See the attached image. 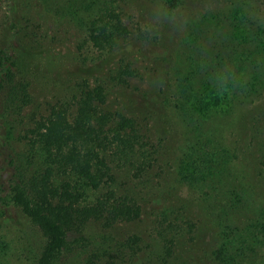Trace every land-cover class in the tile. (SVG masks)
<instances>
[{"label":"trees","instance_id":"trees-1","mask_svg":"<svg viewBox=\"0 0 264 264\" xmlns=\"http://www.w3.org/2000/svg\"><path fill=\"white\" fill-rule=\"evenodd\" d=\"M63 1L37 3L55 25L72 30L82 61L112 56L120 42L141 33V23H134L128 11L133 2ZM185 1L159 2L177 14ZM231 5L222 12L207 10L182 26L179 45L171 50L165 49L164 36L176 17L152 22L149 11L142 17L146 29L155 32L158 48L166 50L161 60L171 62L172 54L173 63L159 94L142 97L141 114L153 123L174 118L184 134L174 160L182 186L168 201L158 194L162 180L153 185L150 177L152 169H162L161 135L152 137L134 117L104 109L108 93L101 83L81 79L70 97L53 104L46 115L24 116L32 96L20 59H12L10 40L17 30L10 0H0V197L5 192L9 205L41 233L35 239L11 218L0 224V264L71 259L132 264L140 254L142 264H169L179 243H192L198 231L200 217L184 195L189 191L198 194L202 211L212 210L218 224L213 264H264V203L252 198L246 171L235 165L252 148L264 170V23L255 22L254 13L244 9L246 2L232 0ZM211 28L217 31L208 32ZM6 31L9 38L3 43ZM137 73L125 58L114 77L122 81ZM159 102L161 109H155L152 103ZM122 173L133 180L131 186L118 183ZM144 188H154L152 202L160 208L147 250L137 234L118 238L110 230L140 215L148 195Z\"/></svg>","mask_w":264,"mask_h":264},{"label":"rangeland","instance_id":"rangeland-1","mask_svg":"<svg viewBox=\"0 0 264 264\" xmlns=\"http://www.w3.org/2000/svg\"><path fill=\"white\" fill-rule=\"evenodd\" d=\"M128 1L134 4L129 5L128 11L134 23H141L143 29H140L141 33L136 31L137 33L129 40L120 42L112 56L82 61L79 59L76 39L72 30L62 27L61 24L55 25L51 16L38 5V0H10V14L17 30L16 39L10 40L12 59H20L22 71L28 81V90L32 96V102L23 108L22 113L28 118H38L46 115L53 104L70 97L81 79H86L89 84L101 83L108 93L103 104L104 109L120 111L134 117L144 127L147 125L150 128L152 137H155V134L161 135L162 169L155 167L151 170L150 177L153 180L151 183L153 185L162 180V191L158 194L161 197L165 196L169 201V199L172 200L174 194L179 193L182 186L177 182L175 176L174 160L179 153L184 134L178 121L174 118L172 120L171 117L160 122L153 123L150 120L147 122V119L141 114L143 103L141 100L143 96L151 95L150 92L159 94L158 87L168 76L166 72L170 71V65L173 63L172 54L169 55L171 62H166L164 58L161 60V57L166 53L165 49L171 50V45H179L180 37L182 38L184 34L181 31L184 25H192L195 18H198L201 13L207 10L222 12L223 7L230 8L232 0H186L176 10L177 14L171 13L174 9H165L162 3L159 2L160 0H155L154 5L143 4L146 0ZM240 1L246 2L247 6L244 9L249 13H254L253 19L255 22H258V24L264 23L263 0H238V2ZM52 3L64 5L63 0H53ZM145 9L147 10L145 11ZM147 11H149L148 14H153L148 15L152 22L167 19L168 16H175L177 19L175 25L164 36L165 49L158 48L157 44L159 43L158 38L154 37L155 32L146 29L142 17L147 16ZM220 16L222 15L220 14ZM216 31L217 29L214 28L208 30V32ZM220 31L225 32L224 30ZM9 32L11 31L9 30ZM8 33L6 31L3 43L9 38ZM128 46H132V50H127ZM139 47L143 49V52L139 50ZM182 49L184 50V46H182ZM125 58L130 59L139 73L119 81L114 76L119 63ZM155 95L151 97L153 100H157ZM152 99L150 102H154ZM144 102L147 101L144 100ZM159 105L160 102L158 104L152 103L153 107ZM155 109H161V107ZM240 159L235 165L238 170L246 171L244 176L247 185L250 187L249 192L252 198L264 203V170L254 161L252 148L247 149ZM230 164H233V162ZM118 183L123 187H128L133 184V180L126 173H122L118 178ZM153 190L154 188L151 190L144 188L143 192H148V195L145 201H142L141 213L135 220L116 223L110 229L118 238L125 237L128 234H137L142 240L143 250L149 248V243H151L150 234L156 223V213L160 209L152 202L156 197L151 193ZM5 194L3 192V196L0 197V224L11 218L14 220L13 224L16 228L23 230V227H26L28 231H32L34 238L38 239L41 233L38 232L37 228L30 225L17 207L9 205L7 202L8 196ZM185 194L189 196V200L186 199L187 203L189 204V201H191V206L194 205L198 212L197 215L200 217L198 231L192 243H179L175 250L176 258L171 260L169 264H213L212 253L219 245V229L214 213L210 212L212 210L202 211L200 205L202 201L197 193L189 191ZM96 226L99 228L98 224L94 227ZM17 254H15V257ZM15 257L13 259L16 262ZM142 261L143 254H140L132 264H142ZM61 264H77V262L71 259L68 263L63 261Z\"/></svg>","mask_w":264,"mask_h":264}]
</instances>
